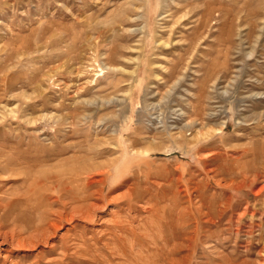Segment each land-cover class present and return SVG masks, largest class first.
I'll list each match as a JSON object with an SVG mask.
<instances>
[{"label":"rangeland","instance_id":"374dc122","mask_svg":"<svg viewBox=\"0 0 264 264\" xmlns=\"http://www.w3.org/2000/svg\"><path fill=\"white\" fill-rule=\"evenodd\" d=\"M0 264H264V0H0Z\"/></svg>","mask_w":264,"mask_h":264},{"label":"bare ground","instance_id":"6f19581e","mask_svg":"<svg viewBox=\"0 0 264 264\" xmlns=\"http://www.w3.org/2000/svg\"><path fill=\"white\" fill-rule=\"evenodd\" d=\"M222 130V128H217V131H221ZM149 150L148 149H146L145 150V152H148ZM111 164V163H110ZM74 168V167H73ZM71 170H72V168H70ZM77 169V168H76ZM69 170V169H68ZM79 170V169H78ZM82 170H83V168H82ZM71 172H73V171H71ZM71 172H69V173H71ZM80 172H82V171H80ZM75 173H77V172H75ZM67 174V173H66ZM78 174V173H77ZM81 174V173H80ZM48 175V174H47ZM69 175H71V174H69ZM75 176V175H74ZM73 176V177H74ZM84 176V175H83ZM46 177V176H45ZM81 177V176H80ZM48 178V177H47ZM61 179H62V177H61ZM60 179V180H61ZM40 181H43V180H40ZM48 181V180H47ZM58 181V180H57ZM64 182H66V181H64ZM77 182V181H76ZM45 183H46V181H45ZM47 184H49V183H47ZM52 184V183H51ZM44 185H46V184H44ZM43 185V186H44ZM63 185V184H62ZM70 185V184H69ZM75 185V184H74ZM61 186V185H60ZM55 187V186H54ZM47 188V187H46ZM53 188V187H52ZM62 190V189H61ZM65 190V189H64ZM39 191V190H38ZM40 192H42V191H40ZM39 192V193H40ZM65 192V191H64ZM66 192H68V191H66ZM62 193V192H61ZM77 193V192H76ZM42 194V193H41ZM68 194V193H67ZM70 194V193H69ZM36 196V195H35ZM90 196V195H89ZM30 197V196H29ZM28 198V197H27ZM83 198V197H82ZM32 199V198H31ZM27 200V199H26ZM51 202H52V200H51ZM38 205V204H37ZM41 206V205H40Z\"/></svg>","mask_w":264,"mask_h":264}]
</instances>
